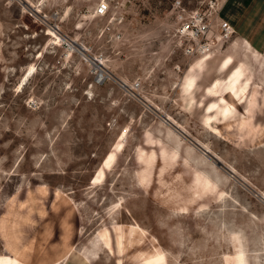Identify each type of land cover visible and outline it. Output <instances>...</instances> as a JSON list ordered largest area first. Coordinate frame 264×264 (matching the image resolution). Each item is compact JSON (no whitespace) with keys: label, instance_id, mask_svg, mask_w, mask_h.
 Segmentation results:
<instances>
[{"label":"rangeland","instance_id":"obj_1","mask_svg":"<svg viewBox=\"0 0 264 264\" xmlns=\"http://www.w3.org/2000/svg\"><path fill=\"white\" fill-rule=\"evenodd\" d=\"M261 247L264 0H0V264Z\"/></svg>","mask_w":264,"mask_h":264},{"label":"bare ground","instance_id":"obj_2","mask_svg":"<svg viewBox=\"0 0 264 264\" xmlns=\"http://www.w3.org/2000/svg\"><path fill=\"white\" fill-rule=\"evenodd\" d=\"M102 6V5H101ZM100 8V7H99ZM98 11V10H97ZM100 11V10H99ZM102 12H103V10H102ZM63 39L62 38H59V41H62ZM75 46H73V45H70V49H71V51H75ZM95 62H97V63H99V61L98 60H95ZM31 71V70H30ZM244 254H245V251L243 250V249H239L238 251H237V256H238V258H239V264H246V262H247V259H246V257L244 258ZM255 254L256 255H258V256H260V257H264V248L263 247H261V248H258L257 250H256V252H255ZM243 257V259H242V257ZM259 264V263H258ZM260 264H261V262H260Z\"/></svg>","mask_w":264,"mask_h":264},{"label":"crops","instance_id":"obj_3","mask_svg":"<svg viewBox=\"0 0 264 264\" xmlns=\"http://www.w3.org/2000/svg\"><path fill=\"white\" fill-rule=\"evenodd\" d=\"M247 40V39H246Z\"/></svg>","mask_w":264,"mask_h":264}]
</instances>
